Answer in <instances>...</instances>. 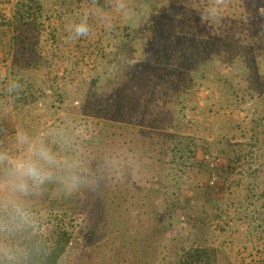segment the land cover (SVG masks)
Instances as JSON below:
<instances>
[{"label":"trees","instance_id":"16d2710c","mask_svg":"<svg viewBox=\"0 0 264 264\" xmlns=\"http://www.w3.org/2000/svg\"><path fill=\"white\" fill-rule=\"evenodd\" d=\"M165 1L132 0L111 33L90 17L92 34L65 44L64 25L86 10L110 11L109 0H0V76L22 77L24 85L8 98L0 80V100L10 108L0 128L11 135L17 127L39 133L58 125L97 139L89 145L94 161L114 148L140 164L134 182L38 202L52 229L48 264H70L81 238L92 244L103 235L120 241L117 253L131 245L132 264H264V107L253 110L248 129L226 126L221 113L264 99V17L257 11L264 0H226L225 18L212 26L195 10H208L209 0ZM150 7L153 15L134 16ZM126 53L141 61L136 70H109ZM214 98L223 116L218 131L200 136L188 128V109L206 113ZM77 101L75 119L68 117ZM201 151L221 164L211 166ZM183 186L193 195L183 198ZM192 207L195 217L186 212ZM182 214L187 230L168 237Z\"/></svg>","mask_w":264,"mask_h":264},{"label":"clouds","instance_id":"9594fccd","mask_svg":"<svg viewBox=\"0 0 264 264\" xmlns=\"http://www.w3.org/2000/svg\"><path fill=\"white\" fill-rule=\"evenodd\" d=\"M225 3L226 0H212L208 10H195L202 23L212 26L225 18L221 15ZM109 7L110 11L86 10L78 19L66 23L64 43L89 37L93 31L90 17L111 33L116 17L130 14L133 4L132 0H109ZM257 11L264 17V6ZM140 62L134 54L114 56L109 70L126 76ZM22 79L0 76L5 97L19 96L24 88ZM9 116V101L0 100V124ZM94 143L99 141L58 125L39 133L17 127L11 135L0 128V264H48L54 251L52 229L37 209L45 197H78L86 192L99 193L113 181H136L140 169L137 157H125L109 148L99 161H94L89 148ZM125 167L130 171L125 172Z\"/></svg>","mask_w":264,"mask_h":264},{"label":"rangeland","instance_id":"374dc122","mask_svg":"<svg viewBox=\"0 0 264 264\" xmlns=\"http://www.w3.org/2000/svg\"><path fill=\"white\" fill-rule=\"evenodd\" d=\"M165 1V0H164ZM167 2H170L171 0H166ZM165 1V2H166ZM210 2H212V0H209ZM212 6V5H211ZM195 8V7H194ZM150 8H144L142 9V13L141 10L139 12H135L134 16H137L136 14H144V17L147 18L151 15H153L152 11L150 10ZM136 22V21H135ZM135 22H131L129 21L130 24H135ZM185 22V21H183ZM179 26H182L181 23L179 24ZM0 70H4L2 67V64H0ZM207 93V91H206ZM215 95L219 96V89L216 88L215 89ZM261 97V96H260ZM216 103L215 98L211 100L209 109L207 110L206 113H197V112H193L191 111V109H188V117L187 120H193L191 125H188V128H194V129H198L197 131H199L200 136H206L208 138H212L213 136L211 135L212 132H216L218 131V125L217 123L220 122L219 120L222 119L223 116H225L227 122L225 123L226 126H231V125H235V124H240L242 125V127L245 129H248L252 126L253 122V110L255 108H263L264 107V99H260L258 97L257 101L253 103L249 102L246 105L242 106L240 109H234V108H228L225 107L221 113L222 115H218L217 113V106L216 104L214 106H212V102ZM75 104H78L77 102L71 103L68 108L72 111L71 114L68 117L74 118L75 119V115H76V109L75 108ZM204 104L203 102H201V105ZM68 109V110H69ZM263 110V109H261ZM233 118V119H231ZM81 119V118H80ZM80 119H78V121H80ZM207 155H204V151H201L199 153V158H206ZM221 162V161H220ZM219 162V163H220ZM221 164V163H220ZM218 177L220 178V175L217 176V174H213L210 178V183L213 180L215 183L214 185H217L218 182ZM236 177L235 174H232L231 179L229 180V184L231 182H233V179ZM221 179H219L220 181ZM212 184V183H211ZM220 185V184H219ZM218 193L220 194L222 191V188L219 187V190L217 189ZM180 193L182 195L183 198H188V196H192L193 195V191H188L187 187L183 186L180 189ZM194 199H191V204H195ZM197 208H191L188 209L186 212L190 213L193 217L196 216L197 214ZM187 218L185 215H181L179 217V219H175L174 224L171 226V228L169 229L168 232V237L170 235L173 236H178V233L180 231H186L188 224H187ZM166 232V234H167ZM165 235V234H164ZM164 235H162V240L163 242H165L167 239L164 238ZM160 237V236H159ZM218 242V241H217ZM176 243V242H175ZM170 244H174V243H167L166 245H170ZM119 247H121L120 241L119 240H115L110 236L107 235H103L101 238L97 239L96 241L93 240L92 244H84V239L81 238V241L79 242L78 246L75 247L69 254V260H70V264H132L133 262V257L128 254H132V250H131V245L129 248H124V249H120L119 253L116 252V249L118 250ZM113 254H121L119 257V259H117V257H113ZM141 254V253H138ZM235 254V253H234ZM61 264H68L67 261L64 263L62 262Z\"/></svg>","mask_w":264,"mask_h":264},{"label":"built area","instance_id":"2783aa9c","mask_svg":"<svg viewBox=\"0 0 264 264\" xmlns=\"http://www.w3.org/2000/svg\"><path fill=\"white\" fill-rule=\"evenodd\" d=\"M206 159L209 162H211V166H215L216 164H219V162L221 161L220 158H210L209 155L206 156ZM211 183L214 184L215 182L212 180Z\"/></svg>","mask_w":264,"mask_h":264}]
</instances>
